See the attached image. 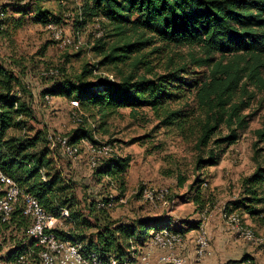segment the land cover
<instances>
[{
	"label": "rangeland",
	"instance_id": "1",
	"mask_svg": "<svg viewBox=\"0 0 264 264\" xmlns=\"http://www.w3.org/2000/svg\"><path fill=\"white\" fill-rule=\"evenodd\" d=\"M37 5L59 18V23H34L33 13ZM81 5L82 0H0V65L18 77V97L22 101L30 97L33 110L32 118H24L25 127L14 134L26 132L32 135L44 130L52 139L68 141L78 128L89 131L90 139L82 138L75 143L77 145L73 147L76 150L71 152L72 155L61 151L60 147L49 148L54 170L60 173L69 187L72 205L62 210L67 211L68 216L73 212L83 223L80 233L85 241L94 242L98 231L89 204L93 203L95 207L97 202L109 199L107 203H111L112 208L104 210V213L116 225L136 228L137 221L161 219L169 221V228L186 229L184 233L163 230L185 235L184 246L175 253L184 256L188 264H264V251L261 245L256 244L264 242V202L254 205L259 211L256 216L233 207L234 202L249 198L246 179L258 167L264 168V151L256 152L264 146L256 142L255 134L264 116V91L252 86L247 88L254 94L248 101V107L240 113L245 116L247 126L237 131V140L233 144L214 146V141L229 134L226 127L220 126L209 145L217 156V162L213 166L201 165L199 168L195 161L202 154L196 149V136L199 123L205 116L194 99V91L178 100L167 101L156 112L148 106L111 107L105 118L96 109L87 110L62 97L43 98L41 92L54 82L62 78L72 81L85 65L99 61L92 48L98 38L105 36L108 27L100 28L98 19L79 27ZM49 26L55 27L56 31L48 29ZM55 32L58 39L54 37ZM112 41L106 39L108 43ZM154 48L158 50L150 53ZM140 54L146 56L144 61L147 67H151L152 74H163L183 64L199 72L188 78L202 77L205 71V68H195L190 64L192 55L203 57L196 47L156 43L145 47ZM212 57L219 60V55ZM144 68L141 66L139 74L145 73ZM122 70L127 73L128 67ZM94 76L119 80L111 66L94 70L89 81ZM165 109L179 110L188 118L185 130L162 123ZM97 145H106L107 150H92L91 146ZM108 158H129L122 180L96 176V168ZM91 161L97 163L95 168L90 166ZM144 191L153 193L149 200L144 198ZM256 191L258 198H264V181L256 185ZM15 209L17 205L13 211ZM17 222L6 229L0 226L1 257L14 243L25 239L28 223L26 226L24 221L16 225ZM74 223L61 220L53 225V229L79 232ZM212 223L223 228L222 238L210 235ZM196 225L198 228L189 230ZM202 225L207 233L208 250L199 261L196 238L200 237L197 232ZM152 233H148L141 245L129 239L130 246H122L125 253L122 257L149 254L150 262L157 264L163 251L149 247ZM186 244L190 247V258L184 253Z\"/></svg>",
	"mask_w": 264,
	"mask_h": 264
},
{
	"label": "trees",
	"instance_id": "2",
	"mask_svg": "<svg viewBox=\"0 0 264 264\" xmlns=\"http://www.w3.org/2000/svg\"><path fill=\"white\" fill-rule=\"evenodd\" d=\"M79 11V27L94 19H98L100 28L108 27L105 36L98 38L92 48L99 61L85 65L72 81L62 78L54 82L41 92V96L77 102L87 110L96 109L105 118L111 107L148 106L156 112L167 101L178 100L194 91V99L205 116L196 136V149L202 155L195 164L198 168L215 165L217 156L209 146L212 135L224 126L229 134L214 141L213 145L233 144L237 131L247 126L245 116L240 115L254 96L247 88L252 86L264 91V0H82ZM33 14L36 24L59 23V18L38 5ZM106 39L113 41L108 43ZM156 43L196 47L203 57L192 55L190 64L205 68L202 77L188 78L199 72H194L195 69L187 64L163 74H152L151 67L144 61L146 56L140 52ZM157 50L154 48L150 53ZM213 55H219V60L215 61ZM108 66L119 76L117 82L95 76L89 81L94 70ZM141 66L145 67L143 74H139ZM124 67H128L127 73L122 70ZM19 87L18 77L0 65V173L15 183L22 194L32 196L45 212L59 218L62 209L72 205L69 187L54 170L46 131L14 134L25 127L24 118L33 116L30 97L22 101L16 90ZM187 120L179 110H163L164 125H176L185 130ZM255 134L256 142L264 146V116ZM82 138L90 139L89 131L78 128L68 138L67 145L76 146ZM256 150L261 152L264 148ZM104 160L96 168V176L122 180L129 158ZM263 181L264 168L258 167L245 181L249 198L234 202L233 207L242 208L251 216L258 215L254 205L264 202V198H258L256 185ZM89 210L94 213L98 229L94 242L85 241L80 233L83 223L71 210L64 222L74 221V228L79 232L54 230L63 239L81 243L85 255L89 256L122 258L125 254L122 246L129 247V239L141 245L149 232L172 229L184 233L186 230L169 228V221L161 219L137 221L136 228L116 225L104 211L98 210L97 205L89 204ZM19 221L24 219L15 209L8 223L0 222V226L6 229ZM195 228L197 225L189 230ZM24 238L14 243L15 247L9 248L4 257L29 244L30 240Z\"/></svg>",
	"mask_w": 264,
	"mask_h": 264
},
{
	"label": "built area",
	"instance_id": "3",
	"mask_svg": "<svg viewBox=\"0 0 264 264\" xmlns=\"http://www.w3.org/2000/svg\"><path fill=\"white\" fill-rule=\"evenodd\" d=\"M48 29L56 31L55 27H48ZM54 37L58 39V35L54 34ZM58 141L50 138V149L57 147ZM93 149L107 150L106 145L91 146ZM97 163L92 162L90 166L96 167ZM148 191L143 192L144 198L149 200ZM8 205H17V211H19L24 222L28 223V230L25 232L26 239L34 241V247H40V254L28 255V257L22 258L16 262V264H23V261H30V264H92L79 262L78 259H73L69 250L65 249L64 246L58 245L51 238L48 237V231H44L45 219L37 212L35 205H31L26 197H21L17 194V188L12 187L8 181L4 180L0 175V222L3 224L8 223V216L12 215L13 212H8ZM98 210L104 211L112 207H107L106 200L97 202ZM198 235L201 241V261L207 254L208 241L207 233L204 230L203 225L198 230ZM243 238V236H241ZM244 239V238H243ZM185 235L174 234V235H163L158 234L157 240L150 242L149 247L151 249H158L163 251V254L158 259L157 264H188L184 256H180L175 252L182 249L184 246ZM256 244L264 245V242H257ZM11 247H15L14 245ZM9 247V248H11ZM8 248V249H9ZM7 251V250H6ZM4 255V254H3ZM141 255V253H140ZM136 264H153L150 262L149 254L140 256V260ZM156 264V263H155Z\"/></svg>",
	"mask_w": 264,
	"mask_h": 264
},
{
	"label": "bare ground",
	"instance_id": "4",
	"mask_svg": "<svg viewBox=\"0 0 264 264\" xmlns=\"http://www.w3.org/2000/svg\"><path fill=\"white\" fill-rule=\"evenodd\" d=\"M52 137V136H51ZM48 137V141L50 144V138ZM52 139V138H51ZM58 147H60L61 151H65V153L71 154L72 151L76 150L75 147L67 145V141L64 139H58ZM72 155V154H71ZM0 175L3 177L4 180L8 181L9 184L12 187L17 188V194L21 197H26L31 205H35V209L37 212L45 219L44 222V231H48V237L51 238L52 241L57 243L58 245L64 246L65 249L69 250V254L73 259H78L79 262H85V263H92V264H136L140 260V256L138 255H131L124 258H117L115 256H106V257H98L96 255H85V252L83 251V245L79 243L78 241L73 240H66L61 238L59 235H57L54 232L53 225L61 220H64L68 218V212L62 210L60 212L59 218H54L47 212H45L40 205H38L37 201L30 195H24L22 194L21 190L13 183L10 179L3 176L1 173ZM107 207H111V203L106 202ZM16 205H8V212H13V208ZM106 210V209H105ZM11 218V215L8 216V221ZM28 230V227L25 229V232ZM242 232V231H241ZM174 232H170L168 230H162V231H156L151 234V242L157 240L158 234L163 235H174ZM30 242L27 244L23 249H19V251H13L9 256L4 257L5 254L0 258V264H16V262L22 258L28 257V255L32 254H40V247H34V241L29 239ZM196 254H197V260H199V257L201 256V241L200 237L196 238ZM262 250L264 251V245H261ZM13 248V247H12ZM17 250V249H15ZM136 252V251H135ZM8 255V254H7ZM1 257V256H0ZM23 264H30V261H23Z\"/></svg>",
	"mask_w": 264,
	"mask_h": 264
},
{
	"label": "crops",
	"instance_id": "5",
	"mask_svg": "<svg viewBox=\"0 0 264 264\" xmlns=\"http://www.w3.org/2000/svg\"><path fill=\"white\" fill-rule=\"evenodd\" d=\"M222 230H223V228L218 223H212L209 227L210 235L212 234V236H215L217 239L222 238V233H221ZM220 250H222V248ZM189 251H190V247H189V245L186 244V249H185L184 253L189 254V258H190L191 255H190V253H188ZM125 257H127V256H125ZM122 258H124V257H122ZM210 263L211 262H209L208 264H210ZM246 263H248V262L246 261ZM243 264H245V262Z\"/></svg>",
	"mask_w": 264,
	"mask_h": 264
}]
</instances>
